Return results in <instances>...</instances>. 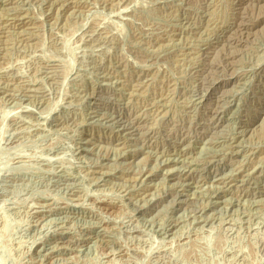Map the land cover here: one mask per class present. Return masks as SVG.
I'll use <instances>...</instances> for the list:
<instances>
[{
  "label": "rangeland",
  "instance_id": "1",
  "mask_svg": "<svg viewBox=\"0 0 264 264\" xmlns=\"http://www.w3.org/2000/svg\"><path fill=\"white\" fill-rule=\"evenodd\" d=\"M0 264H264V0H0Z\"/></svg>",
  "mask_w": 264,
  "mask_h": 264
}]
</instances>
